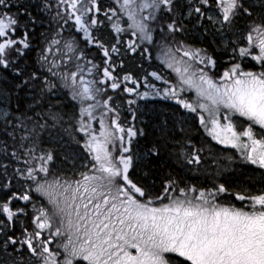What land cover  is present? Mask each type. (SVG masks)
Here are the masks:
<instances>
[{
	"label": "snow or ice",
	"instance_id": "obj_1",
	"mask_svg": "<svg viewBox=\"0 0 264 264\" xmlns=\"http://www.w3.org/2000/svg\"><path fill=\"white\" fill-rule=\"evenodd\" d=\"M0 264H264V0H0Z\"/></svg>",
	"mask_w": 264,
	"mask_h": 264
}]
</instances>
